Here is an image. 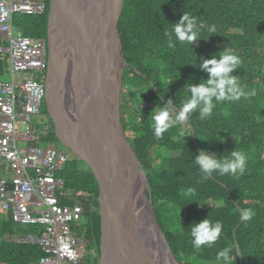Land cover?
Returning a JSON list of instances; mask_svg holds the SVG:
<instances>
[{"label":"trees","instance_id":"trees-1","mask_svg":"<svg viewBox=\"0 0 264 264\" xmlns=\"http://www.w3.org/2000/svg\"><path fill=\"white\" fill-rule=\"evenodd\" d=\"M50 10L48 0L44 14H17L14 23L27 36L48 39ZM184 11L197 18L203 39L189 47L177 41L175 48H169L165 32ZM119 29L128 64L122 122L148 174L160 226L177 260L219 264L218 251L232 246L230 264H264V0H124ZM223 49L240 58L241 64L227 75L237 78L247 96L221 102L213 97L211 116L201 121L196 110L157 139L151 126L152 110L171 101L170 107L178 112L186 85L199 84L210 76L198 67L201 58L216 56L219 60ZM8 67L0 58V79L7 77ZM176 112L171 113L173 119ZM47 114L54 129L52 137L62 144L48 106ZM201 150L218 157L230 156L233 150L242 152L246 156L243 175L213 173L204 180L195 163ZM60 174L64 191L82 199L87 209L76 228L78 236L89 243L84 262L99 264L102 230L97 178L79 157L72 158ZM188 188L195 190L191 197L185 195ZM61 198L64 204H74L66 196ZM242 209H252L255 215L242 221ZM206 217L222 223L220 238L211 247L195 249L189 226ZM45 233L39 224L0 221V264H37L45 255L41 245L14 238Z\"/></svg>","mask_w":264,"mask_h":264},{"label":"water","instance_id":"water-1","mask_svg":"<svg viewBox=\"0 0 264 264\" xmlns=\"http://www.w3.org/2000/svg\"><path fill=\"white\" fill-rule=\"evenodd\" d=\"M123 1L89 0L85 7V0H51L46 101L58 139L90 166L99 184V264H182L160 226L148 174L122 122L128 65L119 29ZM140 207L148 209L156 230L152 244L142 235Z\"/></svg>","mask_w":264,"mask_h":264},{"label":"built area","instance_id":"built-area-1","mask_svg":"<svg viewBox=\"0 0 264 264\" xmlns=\"http://www.w3.org/2000/svg\"><path fill=\"white\" fill-rule=\"evenodd\" d=\"M47 9L48 0H0V58L9 63L8 78L0 79V221L10 214L16 223L44 226L42 237L23 238L43 248L37 264H85L88 242L76 228L87 209L82 199L64 191L60 174L73 154L41 146L54 130L42 114L48 41L25 35L14 23L17 14H44ZM6 171L12 175H2ZM62 196L74 204H64Z\"/></svg>","mask_w":264,"mask_h":264},{"label":"clouds","instance_id":"clouds-1","mask_svg":"<svg viewBox=\"0 0 264 264\" xmlns=\"http://www.w3.org/2000/svg\"><path fill=\"white\" fill-rule=\"evenodd\" d=\"M196 26L197 18L190 12L184 11L181 18L172 23L171 30L165 32V36L168 38V47L175 48L177 41L189 47L197 39H203L199 35ZM218 55L220 56L219 60L216 56L201 58L203 62L198 67L205 69L210 76L199 84L188 83L186 85L185 100L180 104L178 112L170 107L171 101L168 105L157 106L152 110L150 113L151 126L157 139H161L163 134L177 123L187 121L190 114L196 110H199L201 121L211 116L215 107L213 97H215L216 102H221L224 100H239L242 96H247L239 86L237 78L227 75L241 64L240 58L230 49H223ZM193 65L197 66L196 64ZM172 112L177 113L174 119L171 117ZM195 163L203 173L204 180H208L210 174L213 173H218L220 176L231 174L233 177L239 178L245 171L246 156L237 150H233L230 156L223 157L201 150L195 156ZM194 191L193 188H188L185 195L191 197ZM200 206L202 207V205ZM254 215L255 212L252 209L240 210V220L242 221H249ZM189 227L191 229L192 245L195 249H200L204 245L209 247L214 245L220 238L223 226L221 222L212 223L206 217L199 222L192 223ZM232 251V246L224 247L216 254V261L219 264H230Z\"/></svg>","mask_w":264,"mask_h":264},{"label":"bare ground","instance_id":"bare-ground-1","mask_svg":"<svg viewBox=\"0 0 264 264\" xmlns=\"http://www.w3.org/2000/svg\"><path fill=\"white\" fill-rule=\"evenodd\" d=\"M85 7H89V0H85ZM139 211L141 213L142 235L149 244H152L153 241L156 242V240L158 239V237L156 235V230H155L154 225H153V221H152L150 214L148 212V209L146 207H143V208L140 207ZM153 249H155L154 246H153L152 250ZM169 264H176V263L169 262Z\"/></svg>","mask_w":264,"mask_h":264},{"label":"rangeland","instance_id":"rangeland-1","mask_svg":"<svg viewBox=\"0 0 264 264\" xmlns=\"http://www.w3.org/2000/svg\"><path fill=\"white\" fill-rule=\"evenodd\" d=\"M36 75L38 76H41L43 77L44 75L42 73H39V72H35ZM46 77V75H45ZM44 77V78H45ZM43 107H42V114L45 116V120L46 118L48 119L49 118V115L47 114V101H46V97L44 98V102H43ZM37 118H33V121L35 122ZM131 121L135 120V117H130ZM24 129V124L21 125V130ZM128 135H132V133L128 132ZM41 146H47V147H50V146H55L59 149L63 148L62 144H60L56 139H54L53 137H48V138H45L44 139V142L41 144ZM67 149V148H65ZM69 150V149H67ZM70 151V150H69ZM73 155V158L76 157L74 153H72ZM89 244V243H88ZM87 247V246H86ZM86 249V248H85Z\"/></svg>","mask_w":264,"mask_h":264},{"label":"crops","instance_id":"crops-1","mask_svg":"<svg viewBox=\"0 0 264 264\" xmlns=\"http://www.w3.org/2000/svg\"><path fill=\"white\" fill-rule=\"evenodd\" d=\"M5 78H6V77H5ZM7 78H8V77H7ZM2 175L11 176L12 173H11L10 171H6V172L2 173ZM10 219H12V217H11L10 214H4V215L2 216V218H1V221H2V220L8 221V220H10ZM23 238H24V237H17V238H14V240H17V241H24ZM24 242H25V241H24Z\"/></svg>","mask_w":264,"mask_h":264},{"label":"flooded vegetation","instance_id":"flooded-vegetation-1","mask_svg":"<svg viewBox=\"0 0 264 264\" xmlns=\"http://www.w3.org/2000/svg\"><path fill=\"white\" fill-rule=\"evenodd\" d=\"M50 119V118H49ZM55 133H56V128H55Z\"/></svg>","mask_w":264,"mask_h":264}]
</instances>
